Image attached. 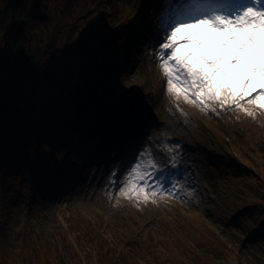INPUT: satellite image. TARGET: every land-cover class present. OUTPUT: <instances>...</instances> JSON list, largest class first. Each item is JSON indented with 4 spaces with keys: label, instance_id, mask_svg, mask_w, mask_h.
Returning a JSON list of instances; mask_svg holds the SVG:
<instances>
[{
    "label": "rangeland",
    "instance_id": "rangeland-1",
    "mask_svg": "<svg viewBox=\"0 0 264 264\" xmlns=\"http://www.w3.org/2000/svg\"><path fill=\"white\" fill-rule=\"evenodd\" d=\"M42 1L48 19L34 26L36 43L49 39L54 24L67 23L56 42L50 39L61 46L69 38L76 49L67 62L57 58L59 78L85 60L105 65L94 77L103 88V115H115L103 131L77 126L67 143L37 148L35 156L51 162L38 166L50 169L45 181L25 175L0 190V264H56V255L62 264H128L129 257L133 264H246L256 253L241 243L264 250V109L254 108V119L235 106L201 111L167 91L157 56L165 0ZM103 16L109 34L100 27ZM113 31L124 51L101 44ZM92 108L83 111L85 120ZM146 149L179 198L157 193L155 203H144L121 194ZM38 237L50 239V249Z\"/></svg>",
    "mask_w": 264,
    "mask_h": 264
},
{
    "label": "trees",
    "instance_id": "trees-1",
    "mask_svg": "<svg viewBox=\"0 0 264 264\" xmlns=\"http://www.w3.org/2000/svg\"><path fill=\"white\" fill-rule=\"evenodd\" d=\"M47 6L42 0H0V190H6L11 181L23 179L25 175H42L45 181L50 169L39 171L38 166L51 162L47 158L36 157L37 148L67 143L77 126H82L81 132L103 131L102 123H109V118L115 115L112 111H108L111 117L103 115L105 104L98 96L103 88L94 77V68L97 72H104L105 65L96 67L95 61L90 64V60L87 63L85 60L78 65L76 73L70 72L66 78H59L62 72L57 73V69L64 70L62 64L76 49H73L74 43L69 38L61 46H56L50 39L56 42L58 28L67 23L54 24L49 39L44 44L36 43L34 26L42 25L48 19ZM102 19L100 27L104 34H109L110 25L104 16ZM71 22H68L69 28ZM129 25L128 22L120 31L122 35ZM118 32L104 36L101 44L124 51V40L115 39ZM62 55L65 58L59 64L57 58ZM86 76L93 78L90 83L84 81ZM85 108H92L91 120L83 117ZM259 174L264 177L263 173ZM252 237L254 235H248L247 239ZM38 244L50 249L51 241L38 237ZM241 247L248 254L256 253L254 258L245 259L246 264L264 262L263 249L257 253L245 242ZM56 258V264H62L57 255ZM115 262L113 260L110 264ZM126 263L133 264L134 259L129 257Z\"/></svg>",
    "mask_w": 264,
    "mask_h": 264
},
{
    "label": "snow or ice",
    "instance_id": "snow-or-ice-1",
    "mask_svg": "<svg viewBox=\"0 0 264 264\" xmlns=\"http://www.w3.org/2000/svg\"><path fill=\"white\" fill-rule=\"evenodd\" d=\"M162 9L157 56L167 91L201 111L235 106L254 119L253 109H264V0H165ZM163 173L146 149L120 192L144 203H155L157 193L179 198Z\"/></svg>",
    "mask_w": 264,
    "mask_h": 264
},
{
    "label": "bare ground",
    "instance_id": "bare-ground-1",
    "mask_svg": "<svg viewBox=\"0 0 264 264\" xmlns=\"http://www.w3.org/2000/svg\"><path fill=\"white\" fill-rule=\"evenodd\" d=\"M165 3V2H164Z\"/></svg>",
    "mask_w": 264,
    "mask_h": 264
}]
</instances>
